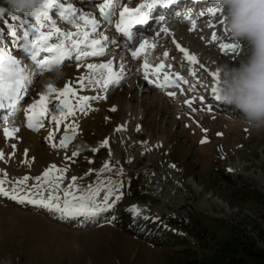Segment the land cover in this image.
Masks as SVG:
<instances>
[{"label": "rangeland", "instance_id": "rangeland-1", "mask_svg": "<svg viewBox=\"0 0 264 264\" xmlns=\"http://www.w3.org/2000/svg\"><path fill=\"white\" fill-rule=\"evenodd\" d=\"M61 2L73 3L77 9L95 16L99 21L95 38L110 39L104 42L102 57L90 56L79 62L74 57L66 60L62 65L64 78L53 85L63 89L68 83L81 96L99 94L106 98L90 101L92 110L86 109V114L77 111L75 116L61 119L55 109L59 102L53 93L46 116L37 126L29 128L27 109L38 101L49 83V73L32 75L23 99L12 108L0 109V152L4 154L0 158V179H5L4 187L10 189L25 176L29 178L27 186L36 185V178L41 177L58 181L63 190L75 177V184L81 190L89 186L114 187L109 202L115 203L95 217L64 218L45 208L0 196V264H183L185 258L180 254L197 264H264L257 256L264 254V124L248 125L240 112L216 101L211 91L217 85L211 75L217 66L236 65L249 51L246 43L228 33L224 13L208 12L209 8H217L213 0L198 3L176 0L180 8L174 4L157 5L149 13L148 23L134 24L132 39H125L115 30L119 13L124 7L136 9L147 0H116L111 23L99 16L95 5L100 0ZM6 8L5 0H0V9H4L0 13V48L21 59L32 71L34 66L23 51L26 41L22 33L30 30L34 21L29 18L21 28V21L11 17H23V14H11ZM189 12L192 18L185 19ZM201 12L205 14L199 15ZM160 17H164L162 22ZM53 19L62 31H75L54 11ZM9 24L17 27L19 39L9 36ZM187 24L195 30L193 35L184 31ZM163 28L168 31L162 32ZM43 30L50 28L46 26ZM213 32L215 41L211 38ZM144 40L148 44L133 58L132 50ZM232 43L237 44L235 50H221V44ZM177 44L195 55L203 68L189 62ZM145 59L152 66L166 65L159 82L163 81V72L182 75L189 81V84L181 82L185 91L181 93L174 87L159 89L147 83L142 70ZM109 60L116 71L123 65V80L106 91L87 86L85 80L86 86L81 89L78 82L81 76L100 75V70H89L86 65ZM192 72L196 75L192 76ZM25 76L28 77V72ZM193 85L195 90H189ZM168 91L176 92V96L169 97ZM189 99L193 100L195 111L185 103ZM113 107L115 111H111ZM209 108L212 110L208 111ZM54 116L61 119L59 126ZM73 122L78 125L73 143L67 148L52 147L59 145L65 126ZM123 122L126 130L137 133L136 140H150L154 144L156 169L173 172L174 204L162 202L159 196L163 192L155 190L172 185L170 178L149 181L147 174L141 172L147 164L144 156L125 162L124 154L109 143L110 133ZM4 127L18 131L6 138ZM105 140L106 146L102 144ZM202 140L206 142L201 143ZM73 152L78 155L73 156ZM105 164L108 168L116 167L118 170L111 174L118 176L104 173ZM50 168L49 176L43 178ZM192 185L200 192H195ZM43 187L47 189L49 185ZM103 195L101 191L98 202ZM115 195L120 199L115 200ZM141 214L147 216L145 220L159 222L158 228L162 230L155 237L164 233V238L181 241L178 247L157 248L120 228L122 224L130 225Z\"/></svg>", "mask_w": 264, "mask_h": 264}, {"label": "snow or ice", "instance_id": "snow-or-ice-1", "mask_svg": "<svg viewBox=\"0 0 264 264\" xmlns=\"http://www.w3.org/2000/svg\"><path fill=\"white\" fill-rule=\"evenodd\" d=\"M116 0H100V2L95 5L99 9V16L103 18L104 21L111 23V16L113 15L112 9L114 8ZM176 3V0H147L146 3L139 5L136 9H129L124 7L119 13L120 19L116 24V31L123 33L129 39H132L131 28L134 24H147L149 20V13L157 6L168 7ZM53 11L55 15H58L60 19L67 24L71 25L75 31H62L56 26V20L53 19ZM218 8H209L208 12L215 15L219 12ZM4 9H0V13H3ZM127 14V15H126ZM205 13L201 12L199 15L203 16ZM31 18L34 22L30 26V30L25 29L22 33L23 39L26 43L23 45L24 54L32 62L33 70L29 71L28 66H26L23 61L4 48H0V109L2 108H12L18 104L20 100L23 99L24 94L27 92L28 84L32 82V75L39 73H50L53 66H62L64 62L68 59L75 58L77 62L87 58V57H102L105 54L104 42L108 41L110 38L108 36H103L101 38H95L97 34V29L99 27V21L95 16H91L83 12L81 9H77L73 3H64L61 0H47V5L45 10L37 15L36 17L31 16H17L12 15L11 19L14 21H21L20 27L23 28L24 24L27 23L28 19ZM192 13L189 12L185 19H191ZM164 17H160V22H162ZM47 22V24H46ZM49 27V31H44L45 27ZM195 27V21H193V28ZM162 32H167V28L161 29ZM8 34L14 40L19 39L18 30L15 25H8ZM31 37V39H29ZM212 40H216V33H212ZM148 41L144 40L139 44V47L132 50L131 56L136 58L140 51L145 48ZM179 50L184 53L186 59L197 64L199 67L203 68L202 64H199L197 57L190 54L187 49L182 48L179 44L176 45ZM155 47V45H152ZM220 48L222 51L228 49L235 50L237 44H221ZM44 53L43 57L41 54ZM165 56L168 53H164ZM89 70H100V75L98 77L94 75L81 76L79 78L80 88H85V80H87V86L93 88H100L106 91L109 86L118 85L121 80H123V65L120 66V70L116 71L113 66V61L109 60L105 63L86 65ZM166 68V65L161 63L156 66H152L145 59L142 70L143 77L145 81L149 84H153L159 89L165 88H177L181 93L185 91L181 87V82L183 84H189V81L185 79L180 74H171L163 72V81H160V75L162 71ZM25 72H28V77L26 78ZM195 76L196 73H190ZM212 77L218 80V73L213 72ZM189 90H195V85L191 86ZM214 94V98L218 101V96L216 94V87L211 89ZM55 94V99L59 102L56 107L60 109L59 116L61 119H67L68 116H75L77 111L84 112L86 114L87 110L91 109L90 101H97L105 99L104 95H79L76 88L70 86L66 83L63 89H57L53 84L47 83L45 85V90L41 91L38 101H35L29 106L27 112V127L33 128L37 126L39 121L46 116L48 113L49 98L52 94ZM169 97L174 98L176 92L168 91L166 93ZM204 97H201L203 100ZM73 100L75 101L73 103ZM185 103L193 110V100H186ZM115 107L111 111H115ZM212 109H208L211 111ZM61 119H57L55 116L53 120L56 121L57 126L61 123ZM123 126L117 128V131L122 130ZM68 129H71L69 134ZM139 130V127L137 128ZM18 131L17 128L12 130L9 127H4V134L6 138L11 137L14 132ZM78 125L73 122L65 126V135L60 139L59 145L52 144V147L67 148L69 142L73 140L77 134ZM49 141L52 140V134H49ZM206 140H202L201 143H205ZM107 140L103 141L102 144L106 146ZM15 148V145H13ZM27 154V150H25ZM3 153L0 152V158H3ZM73 156L78 155L77 152L72 153ZM105 169L108 165L105 164ZM55 168V165L52 166ZM50 168L48 171L43 173V178L49 176ZM6 175V174H5ZM28 177L17 180L13 183L10 189L5 188L4 185L7 183L5 179H0V196L8 197L18 203L32 204L45 208L51 212L60 214L64 218H74V217H95L98 214L107 211L114 206L115 201L109 202L110 197L114 195V187L106 188H93L89 186L87 190H81L77 188L75 184L76 178L73 177V183L70 184L66 189L61 190L58 181H51L47 179H42L37 177L38 183L36 185L27 186ZM42 181V182H41ZM43 184H48L49 187L45 189ZM47 191V195H45ZM101 191L104 192L101 202L97 201V197L100 196ZM62 192V197L61 193ZM120 196L115 195V200H119ZM133 212L139 214L136 208L132 209Z\"/></svg>", "mask_w": 264, "mask_h": 264}, {"label": "clouds", "instance_id": "clouds-1", "mask_svg": "<svg viewBox=\"0 0 264 264\" xmlns=\"http://www.w3.org/2000/svg\"><path fill=\"white\" fill-rule=\"evenodd\" d=\"M5 11L36 17L47 0H5ZM224 13L225 28L236 40L246 43L248 55L236 65H218V101L244 117L250 126L264 124V0H213ZM62 66H53L48 82L62 80Z\"/></svg>", "mask_w": 264, "mask_h": 264}, {"label": "bare ground", "instance_id": "bare-ground-1", "mask_svg": "<svg viewBox=\"0 0 264 264\" xmlns=\"http://www.w3.org/2000/svg\"><path fill=\"white\" fill-rule=\"evenodd\" d=\"M194 1L195 3H198L201 0H194ZM174 6H176L177 8H180L179 5L176 3H174ZM167 9H168V14H169L170 13L169 10L171 9V6ZM184 31L189 32L192 35L195 33V30L188 24L187 26L184 27ZM206 36L209 37L210 35L206 33ZM120 126H123L122 130L117 131L116 129L115 131L110 133L109 143L115 144L117 149H119L120 152L124 154L125 162H129L130 159H139L144 156L147 161V164L145 166V169L141 170V172L142 173L144 172L147 174L146 178H148L149 181L155 182L156 180H158V178H161L162 180H166L170 178L171 181L173 182L172 185H165V186L158 187L156 189L154 188V189L157 190V192H159V190L163 192L159 196L163 198L162 202H168V203L174 204L173 201H175L174 193H175V187H176L175 178H173V174H172L173 172L168 170L167 168L158 167V170H157L156 167L154 166V164L158 162L156 151L154 149V144L150 142V140H148V142H141V141L136 140V137L138 136L137 133L133 134L132 132L126 130L124 122L120 123ZM120 126H118V128ZM117 158H119L118 154H117ZM192 187L194 188L195 192L197 193L200 192L193 185Z\"/></svg>", "mask_w": 264, "mask_h": 264}, {"label": "trees", "instance_id": "trees-1", "mask_svg": "<svg viewBox=\"0 0 264 264\" xmlns=\"http://www.w3.org/2000/svg\"><path fill=\"white\" fill-rule=\"evenodd\" d=\"M115 170L118 169L116 167L107 168L104 170V173H107L108 176H118V174H111L112 171ZM121 177L123 176L121 175ZM146 217H147L146 215L143 216L142 214L137 215L136 217H134L133 223L130 222L129 223L130 225L122 224L120 228H122L125 233L135 236L141 241L154 245L157 248L178 247L181 241L176 242V240L172 241L169 238H164V233L155 237L154 234L158 233V231L161 232L162 228L160 227L158 228L159 222H156L157 220H152V219L145 220ZM161 237H163V239H161ZM244 252L249 253L248 251H244ZM180 255L185 258L183 264H197L195 260L189 258L187 255L186 256L184 254H180ZM257 256L262 260V263H264V254L258 253Z\"/></svg>", "mask_w": 264, "mask_h": 264}, {"label": "water", "instance_id": "water-1", "mask_svg": "<svg viewBox=\"0 0 264 264\" xmlns=\"http://www.w3.org/2000/svg\"><path fill=\"white\" fill-rule=\"evenodd\" d=\"M56 105H57V104H56ZM56 105H55V109H56V112H57V114H58V116H59V111H60V109H59L58 107H56ZM59 118H60V116H59ZM73 141H74V139L71 140V142H69L68 146H70V145L73 143Z\"/></svg>", "mask_w": 264, "mask_h": 264}]
</instances>
